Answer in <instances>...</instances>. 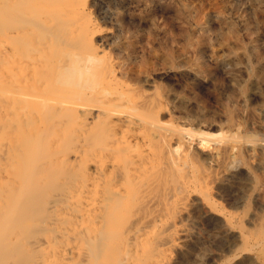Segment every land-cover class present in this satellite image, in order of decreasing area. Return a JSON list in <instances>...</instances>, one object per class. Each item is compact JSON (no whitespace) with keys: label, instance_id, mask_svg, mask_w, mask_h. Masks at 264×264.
Here are the masks:
<instances>
[{"label":"bare ground","instance_id":"bare-ground-1","mask_svg":"<svg viewBox=\"0 0 264 264\" xmlns=\"http://www.w3.org/2000/svg\"><path fill=\"white\" fill-rule=\"evenodd\" d=\"M126 1L0 0V264H181L198 216L228 244L219 264H264V217L222 189L259 152L264 197V141L222 133L165 85L183 68L177 37L152 29L169 4ZM137 18L153 31L131 32Z\"/></svg>","mask_w":264,"mask_h":264},{"label":"rangeland","instance_id":"rangeland-1","mask_svg":"<svg viewBox=\"0 0 264 264\" xmlns=\"http://www.w3.org/2000/svg\"><path fill=\"white\" fill-rule=\"evenodd\" d=\"M134 1L127 0L126 4L128 2V5H132V8L136 7L139 8L138 10H143V5ZM166 1L169 6L160 9L162 13L159 10L157 12L152 11L153 7H156L153 4L150 5L151 8L149 7L150 12L158 14V17L156 16L158 20L154 21L153 28L146 19L140 18L132 21L137 23L136 25L131 22L133 28L129 25L131 32L137 26L138 28L136 27L134 31L140 34L147 28H152L159 35V38L163 37L164 31L177 37L175 44L178 47L174 46L181 48L183 51L182 56L178 59L183 68H181L182 71L180 70L181 73H177L174 78L164 81L165 85L169 89L175 90L187 101L195 103L196 98L199 102H202L200 105L205 104L209 109H207L209 114L214 116L216 125L220 127L222 133L230 135L240 133L243 138L255 137L258 142L264 141V0H197L199 4L194 0L195 8L192 4L193 0ZM178 1L190 4L179 9H183L180 12H182L181 15H184L180 20H177L178 18L174 16ZM160 13L162 18L159 15ZM123 14L125 22H129L127 21L129 20L127 7ZM225 22H232L237 26L239 34L237 41L233 39H231V42L230 40L225 41L222 36V39L219 38V34L223 35L227 30ZM180 29L187 31L189 33L188 37L180 36ZM176 30H179V32ZM238 42L239 45L237 46ZM258 71L262 73L260 74ZM226 110L228 111L226 112ZM199 111L201 110L199 109ZM230 112H232V116L234 115L231 121L229 119ZM258 153L247 154L245 165L238 160L237 164L241 165L242 171L237 172V175H230L222 183L224 197L230 203L232 202L231 204L234 203L240 209L246 203L252 204V209L250 208L249 212L246 213V218L251 224L264 217V199H262L264 197L258 198V192L253 190V177L255 174H253L252 169L255 170L262 166L259 163L262 155ZM198 218L193 220L191 228L197 235L195 237H199V242H197L199 245L194 247L195 249L192 248L193 250L186 255L187 257H185L183 263L214 264L215 262V264H219V256L228 244L224 241L218 229L206 226ZM196 229L198 231L201 229L200 232L202 233L197 232ZM236 244V241L231 243V250ZM201 247L205 249V253ZM198 255H201V258ZM240 262L235 260L234 263L254 264V262L247 259Z\"/></svg>","mask_w":264,"mask_h":264}]
</instances>
